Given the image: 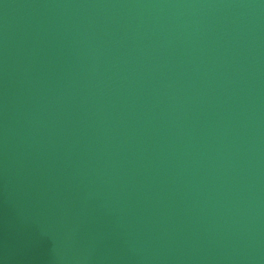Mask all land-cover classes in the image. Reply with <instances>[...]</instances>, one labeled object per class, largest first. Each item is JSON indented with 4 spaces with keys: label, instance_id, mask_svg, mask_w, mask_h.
Returning <instances> with one entry per match:
<instances>
[{
    "label": "water",
    "instance_id": "obj_1",
    "mask_svg": "<svg viewBox=\"0 0 264 264\" xmlns=\"http://www.w3.org/2000/svg\"><path fill=\"white\" fill-rule=\"evenodd\" d=\"M0 264H264V0H0Z\"/></svg>",
    "mask_w": 264,
    "mask_h": 264
}]
</instances>
